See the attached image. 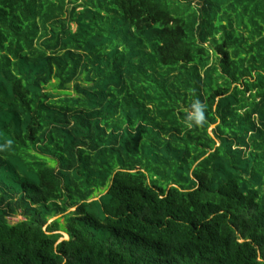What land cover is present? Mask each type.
I'll return each instance as SVG.
<instances>
[{"label": "trees", "instance_id": "trees-1", "mask_svg": "<svg viewBox=\"0 0 264 264\" xmlns=\"http://www.w3.org/2000/svg\"><path fill=\"white\" fill-rule=\"evenodd\" d=\"M0 264H264V0H0Z\"/></svg>", "mask_w": 264, "mask_h": 264}, {"label": "clouds", "instance_id": "clouds-1", "mask_svg": "<svg viewBox=\"0 0 264 264\" xmlns=\"http://www.w3.org/2000/svg\"><path fill=\"white\" fill-rule=\"evenodd\" d=\"M206 105L199 99H196L191 105V110L187 114V126H203L206 123Z\"/></svg>", "mask_w": 264, "mask_h": 264}, {"label": "rangeland", "instance_id": "rangeland-1", "mask_svg": "<svg viewBox=\"0 0 264 264\" xmlns=\"http://www.w3.org/2000/svg\"><path fill=\"white\" fill-rule=\"evenodd\" d=\"M53 82H55V80H53ZM49 89H53V88L52 87H49ZM68 90L69 91H72L73 93H75L73 86L69 87ZM54 92H57V91H54ZM20 219H22V216H17V217L10 218V220L13 221V222L18 221ZM66 237H67V235L66 234H63V238H66Z\"/></svg>", "mask_w": 264, "mask_h": 264}, {"label": "water", "instance_id": "water-1", "mask_svg": "<svg viewBox=\"0 0 264 264\" xmlns=\"http://www.w3.org/2000/svg\"><path fill=\"white\" fill-rule=\"evenodd\" d=\"M67 238V237H66ZM63 239V238H62Z\"/></svg>", "mask_w": 264, "mask_h": 264}]
</instances>
